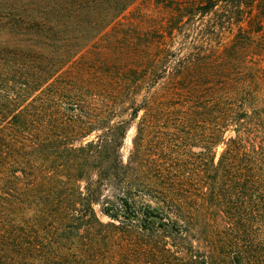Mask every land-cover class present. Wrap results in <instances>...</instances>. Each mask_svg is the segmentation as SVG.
Listing matches in <instances>:
<instances>
[{"label": "trees", "instance_id": "trees-1", "mask_svg": "<svg viewBox=\"0 0 264 264\" xmlns=\"http://www.w3.org/2000/svg\"><path fill=\"white\" fill-rule=\"evenodd\" d=\"M142 1L0 0V264H264L262 0Z\"/></svg>", "mask_w": 264, "mask_h": 264}, {"label": "rangeland", "instance_id": "rangeland-1", "mask_svg": "<svg viewBox=\"0 0 264 264\" xmlns=\"http://www.w3.org/2000/svg\"><path fill=\"white\" fill-rule=\"evenodd\" d=\"M152 1H153V0H143L142 2L144 3L145 6L148 5V3H149V8H150V9H153L152 4L150 3V2H152ZM254 11H255V13H258V12H260V11H261V12L264 11V0H262V1L259 3V6H258L257 9H255ZM253 39H254L255 42H262V41H260L259 39H255V37H254ZM262 40L264 41V39H262ZM226 41H227V40L224 39V40H222L221 43H225ZM133 133H134V130H133V129H131V130L127 133L126 138H125V141H124L123 148L121 149V154H122L124 160L126 159L127 153H128V151H129V149H130V142H131V138H132V136H133ZM101 219H102V221H107V219L104 218L103 216H101Z\"/></svg>", "mask_w": 264, "mask_h": 264}]
</instances>
